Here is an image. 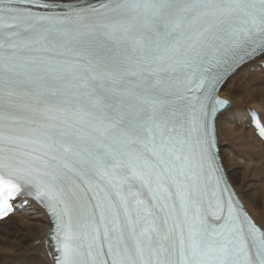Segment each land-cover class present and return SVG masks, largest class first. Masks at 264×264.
<instances>
[{"label":"snow or ice","instance_id":"obj_1","mask_svg":"<svg viewBox=\"0 0 264 264\" xmlns=\"http://www.w3.org/2000/svg\"><path fill=\"white\" fill-rule=\"evenodd\" d=\"M258 62L264 0H0V220L39 204L52 264H264L216 125Z\"/></svg>","mask_w":264,"mask_h":264},{"label":"bare ground","instance_id":"obj_2","mask_svg":"<svg viewBox=\"0 0 264 264\" xmlns=\"http://www.w3.org/2000/svg\"><path fill=\"white\" fill-rule=\"evenodd\" d=\"M261 74L262 69L258 73L246 69L227 81L233 82V87H227L226 82L220 97L228 100L230 107L221 110L216 125L228 181L245 209L257 223L264 224V143L251 127L242 125L248 121L242 119L247 107L257 109L264 117ZM50 227L48 217L35 205L0 220V264H52L44 249Z\"/></svg>","mask_w":264,"mask_h":264},{"label":"rangeland","instance_id":"obj_3","mask_svg":"<svg viewBox=\"0 0 264 264\" xmlns=\"http://www.w3.org/2000/svg\"><path fill=\"white\" fill-rule=\"evenodd\" d=\"M257 66H259V64H258ZM262 70H263V69H262ZM249 71L252 72V73H258V72H259V70H251V68L249 69ZM261 77L263 78L264 75L261 74ZM229 85H230L231 87H233V86H234V83L229 81V82H227L226 86H227V87H230ZM229 143H230V142H229ZM230 145L232 146L231 143H230ZM233 148H234L235 150H237V149L235 148L234 145H233Z\"/></svg>","mask_w":264,"mask_h":264}]
</instances>
